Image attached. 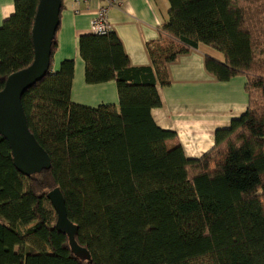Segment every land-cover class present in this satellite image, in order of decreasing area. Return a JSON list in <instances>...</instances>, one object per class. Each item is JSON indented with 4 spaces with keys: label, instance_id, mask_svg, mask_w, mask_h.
Here are the masks:
<instances>
[{
    "label": "trees",
    "instance_id": "16d2710c",
    "mask_svg": "<svg viewBox=\"0 0 264 264\" xmlns=\"http://www.w3.org/2000/svg\"><path fill=\"white\" fill-rule=\"evenodd\" d=\"M168 1V21L146 43L148 65H134L111 28L79 38L86 82L114 80L118 107L72 100L75 60L53 70L59 24L47 75L22 97L51 167L23 174L0 134V264H264V0ZM38 3L16 0L0 26V90L34 60ZM200 44L223 54L205 56L217 80L246 78L249 101L208 152L190 158L151 111L169 65ZM57 187L89 259L56 229L48 193ZM38 230L51 251L26 246Z\"/></svg>",
    "mask_w": 264,
    "mask_h": 264
},
{
    "label": "crops",
    "instance_id": "0c3cea01",
    "mask_svg": "<svg viewBox=\"0 0 264 264\" xmlns=\"http://www.w3.org/2000/svg\"><path fill=\"white\" fill-rule=\"evenodd\" d=\"M15 2L0 0V26L15 12ZM64 4L53 70H58L65 59H74L72 100L91 107L102 104L118 107L116 82L87 83L85 62L79 51V38L92 32L91 21L101 3L66 1ZM169 9L168 0H122L119 6L110 9L111 30L122 40L134 65L151 63L146 43L159 38L158 28L168 21ZM206 55L224 59L219 51L200 44L169 65L170 83L158 86L162 105L151 111L158 126L177 132L190 158H199L208 152L215 145L216 130L229 127L232 120L248 108L246 78L235 76L228 81L217 80L205 68Z\"/></svg>",
    "mask_w": 264,
    "mask_h": 264
},
{
    "label": "water",
    "instance_id": "95a60500",
    "mask_svg": "<svg viewBox=\"0 0 264 264\" xmlns=\"http://www.w3.org/2000/svg\"><path fill=\"white\" fill-rule=\"evenodd\" d=\"M62 8L63 0H39L32 27L34 60L9 75L0 90V134L10 145L15 166L25 175L40 173L52 164L50 155L30 130L22 97L50 69ZM48 198L57 212L56 229L67 235L72 252L81 258H91L88 249L76 240L79 227L68 217L61 189L51 190Z\"/></svg>",
    "mask_w": 264,
    "mask_h": 264
},
{
    "label": "built area",
    "instance_id": "2783aa9c",
    "mask_svg": "<svg viewBox=\"0 0 264 264\" xmlns=\"http://www.w3.org/2000/svg\"><path fill=\"white\" fill-rule=\"evenodd\" d=\"M71 2H78L87 4L91 1H99L101 6L99 8L98 13L94 16L91 21V31L98 32L101 34H106L110 31V22L108 13L111 8L117 7L121 4L122 0H65Z\"/></svg>",
    "mask_w": 264,
    "mask_h": 264
},
{
    "label": "rangeland",
    "instance_id": "374dc122",
    "mask_svg": "<svg viewBox=\"0 0 264 264\" xmlns=\"http://www.w3.org/2000/svg\"><path fill=\"white\" fill-rule=\"evenodd\" d=\"M32 226V225H30ZM30 226L24 227V231L29 228ZM27 247H36L38 249H45L48 251H51V248L49 246V242L47 241V234L44 231L38 230L33 234H30L27 236L26 241Z\"/></svg>",
    "mask_w": 264,
    "mask_h": 264
},
{
    "label": "bare ground",
    "instance_id": "6f19581e",
    "mask_svg": "<svg viewBox=\"0 0 264 264\" xmlns=\"http://www.w3.org/2000/svg\"><path fill=\"white\" fill-rule=\"evenodd\" d=\"M92 32H94V31H92ZM95 33H98V32H95ZM99 34H101V33H99Z\"/></svg>",
    "mask_w": 264,
    "mask_h": 264
}]
</instances>
